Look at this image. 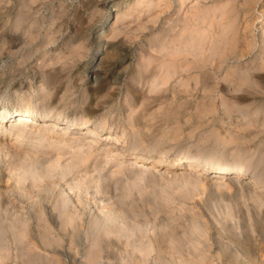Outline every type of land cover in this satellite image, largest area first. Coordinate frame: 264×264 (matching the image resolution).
<instances>
[{
	"label": "clouds",
	"instance_id": "obj_1",
	"mask_svg": "<svg viewBox=\"0 0 264 264\" xmlns=\"http://www.w3.org/2000/svg\"><path fill=\"white\" fill-rule=\"evenodd\" d=\"M0 264H264V0H0Z\"/></svg>",
	"mask_w": 264,
	"mask_h": 264
}]
</instances>
